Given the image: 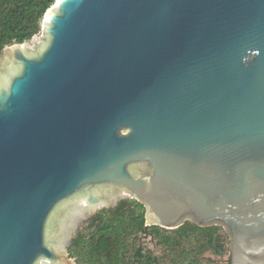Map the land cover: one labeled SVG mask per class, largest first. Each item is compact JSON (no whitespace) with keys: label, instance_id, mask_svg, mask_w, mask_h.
Listing matches in <instances>:
<instances>
[{"label":"water","instance_id":"obj_1","mask_svg":"<svg viewBox=\"0 0 264 264\" xmlns=\"http://www.w3.org/2000/svg\"><path fill=\"white\" fill-rule=\"evenodd\" d=\"M131 195L264 264V0H56L0 53V264H71Z\"/></svg>","mask_w":264,"mask_h":264},{"label":"trees","instance_id":"obj_2","mask_svg":"<svg viewBox=\"0 0 264 264\" xmlns=\"http://www.w3.org/2000/svg\"><path fill=\"white\" fill-rule=\"evenodd\" d=\"M55 1L0 0V53L5 46L38 34L46 10ZM89 221L68 245L80 264H163L164 260L172 261L170 264H207L206 252L221 255L227 249L228 234L221 225L200 226L188 220L174 229L147 225L145 207L136 199H121ZM141 234L157 239L161 256L139 243Z\"/></svg>","mask_w":264,"mask_h":264},{"label":"rangeland","instance_id":"obj_3","mask_svg":"<svg viewBox=\"0 0 264 264\" xmlns=\"http://www.w3.org/2000/svg\"><path fill=\"white\" fill-rule=\"evenodd\" d=\"M121 199L131 200L135 198H133L131 195H123L122 197L112 202L111 204H104V205L97 207L89 215H87L85 218H83L81 221H79L75 225V227L73 228L69 236L68 245L70 241L77 235L78 231L83 230L84 228L89 226V222H90L89 220L94 214L103 210L104 208L114 207ZM188 221H191V220H188ZM146 224H151V223H146ZM138 241L146 249H149L152 252V254L155 256H161V254L163 253L162 246L158 244L156 238H152L149 235L145 236L141 234L139 235ZM226 245H227V249L221 255H214V254H211L210 252H206L203 257L206 259L207 264H230L231 257H230L229 247H228L229 235H228V241ZM68 253H69L71 264H80L77 256H72L69 250H68ZM167 258L171 259V257H167ZM170 262L172 261L164 260L163 264H170Z\"/></svg>","mask_w":264,"mask_h":264}]
</instances>
